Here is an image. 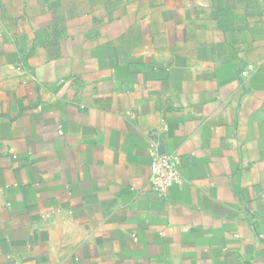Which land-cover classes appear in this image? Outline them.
I'll return each instance as SVG.
<instances>
[{"label":"crops","instance_id":"1","mask_svg":"<svg viewBox=\"0 0 264 264\" xmlns=\"http://www.w3.org/2000/svg\"><path fill=\"white\" fill-rule=\"evenodd\" d=\"M0 264H264V0H0Z\"/></svg>","mask_w":264,"mask_h":264},{"label":"built area","instance_id":"2","mask_svg":"<svg viewBox=\"0 0 264 264\" xmlns=\"http://www.w3.org/2000/svg\"><path fill=\"white\" fill-rule=\"evenodd\" d=\"M253 70L252 65H247L241 75L246 77ZM163 129H166L165 126ZM147 152L150 158V186L159 198H164L169 189L183 183L179 157L167 153L162 145L156 143H151Z\"/></svg>","mask_w":264,"mask_h":264},{"label":"trees","instance_id":"3","mask_svg":"<svg viewBox=\"0 0 264 264\" xmlns=\"http://www.w3.org/2000/svg\"><path fill=\"white\" fill-rule=\"evenodd\" d=\"M240 3L241 0H212L215 18L219 20L221 28H227L231 24L235 8Z\"/></svg>","mask_w":264,"mask_h":264}]
</instances>
